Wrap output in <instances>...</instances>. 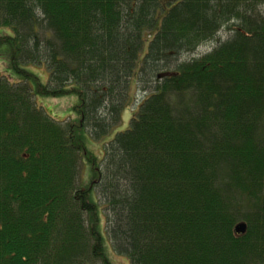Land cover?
I'll return each instance as SVG.
<instances>
[{
    "label": "trees",
    "instance_id": "obj_1",
    "mask_svg": "<svg viewBox=\"0 0 264 264\" xmlns=\"http://www.w3.org/2000/svg\"><path fill=\"white\" fill-rule=\"evenodd\" d=\"M261 6L0 0V28L11 31L0 58L6 48L16 76L0 72V264H109L99 210L81 189L85 160L112 214L106 234L132 264H264ZM231 22L230 40L183 61ZM160 63L171 74L97 160L87 140L118 128L134 73L149 78ZM31 65L48 71L45 84ZM148 78L135 83L145 90ZM70 95L78 103L62 120L37 102Z\"/></svg>",
    "mask_w": 264,
    "mask_h": 264
},
{
    "label": "rangeland",
    "instance_id": "obj_2",
    "mask_svg": "<svg viewBox=\"0 0 264 264\" xmlns=\"http://www.w3.org/2000/svg\"><path fill=\"white\" fill-rule=\"evenodd\" d=\"M262 7V6H261ZM260 12L264 13V6L261 8ZM236 27V23L234 24L231 22L229 25H227L224 29H222L218 36L216 37L217 40L214 42H210L201 48H199L195 53L187 54L183 56V61L192 60L195 58H200L206 53H209L212 51V49L215 47L214 45L219 41H226L230 38L232 34V29ZM11 31L9 29L0 28V36L2 35H8L10 36ZM6 48H2L1 51L3 53V58H0V72H4L7 77H16L10 71L9 69V59H8V52L6 51ZM3 59V60H2ZM26 69V68H25ZM26 70L31 72L32 74L36 75L41 83L45 84L48 78V71L44 67H35V65L29 66ZM143 90V86H137L135 83V80L133 79L130 86V98L127 106L131 104L133 101V96L136 94L137 100L140 101L143 96L145 97L147 92L141 93ZM135 97V98H136ZM37 102L42 105V107L46 110V112L52 117L57 120H62L66 117H71L73 114V107L78 103V99L74 95L65 96L62 98H37ZM137 103L134 102L131 105L132 112H129L128 110H124L122 114V122L118 126L116 130H114L111 133V137H113L116 133L124 131L127 129L129 125L130 114H133V111L137 108ZM86 148L89 153H91L97 160H100L104 154V151L106 149L105 145H102V143L97 139H88L86 142ZM91 165L88 161H84V163L81 164L80 167V182L83 186H88L91 178ZM91 201L94 203V198L91 197ZM107 221L105 219L104 215H100L99 221H98V231L100 233L101 239H102V245L104 250V255L106 259L108 260L109 264H132V261L130 260V257L124 254H118L114 251L111 242L106 234L107 230Z\"/></svg>",
    "mask_w": 264,
    "mask_h": 264
},
{
    "label": "bare ground",
    "instance_id": "obj_3",
    "mask_svg": "<svg viewBox=\"0 0 264 264\" xmlns=\"http://www.w3.org/2000/svg\"><path fill=\"white\" fill-rule=\"evenodd\" d=\"M168 11V8H166L165 10H164V12H167ZM236 22H234V24H235ZM161 26V23H158V27H160ZM236 26H237V23H236ZM225 28V27H224ZM224 28H222V29H224ZM222 29H220V31L222 30ZM219 31V32H220ZM219 32L216 34V36L214 37V38H212L210 41H204V42H202V43H200L199 45H197V47H196V49L193 51V53H195L199 48H201L202 46H204V45H206V44H208V43H210V42H214L215 40H217V36H218V34H219ZM233 37V35L231 34V36H230V38L229 39H227L226 41H228V40H230L231 38ZM225 41H219L218 43H217V41H216V44L214 45L215 47L212 49V50H214L218 45H220V44H222V43H224ZM148 43H146L143 47H144V49H143V51H142V56L143 55H145L146 53H147V51H148V45H147ZM211 52V51H210ZM209 52V53H210ZM207 54V53H206ZM143 58V57H142ZM196 59V58H195ZM139 69V67L137 68V70ZM172 69H173V67L172 66H163L161 63L159 64V66H158V69L156 70V73H154V76L152 75H150L149 76V78H148V75L147 74H145V73H139V72H135L134 73V80H136V79H138V77H141V79L142 78H148V83L145 85V90H142L141 91V93L143 94V93H145V92H147V94H146V96L149 94V93H151L152 91H154V89L155 88H158L159 87V85H161L162 84V82L166 79V78H168L169 77V75L171 74V72H172ZM149 84V85H148ZM144 91V92H143ZM129 93H130V90H129ZM145 96V97H146ZM134 97V99H135V102L137 103L136 105V109L133 111V114H130V118H133L134 116V113H135V115L137 114V110H138V108H139V105L144 101V99H145V97L143 96V98L140 100V101H136L137 100V97H136V94L133 96ZM136 97V98H135ZM124 110H128L129 112H132V110H131V107H129V106H126L125 107V109H123L122 110V114H123V111ZM48 114V113H47ZM49 115V114H48ZM122 116V115H121ZM66 119V118H65ZM131 120V119H130ZM130 120H129V123H130ZM121 122H122V117H121ZM129 126V125H128ZM98 137H100L99 135H98ZM97 137V138H98ZM114 137V136H113ZM113 137H111V133L110 134H108L107 136H105V137H100V138H98V140L102 143V145H107V143H109V141H111L112 139H113ZM82 164V163H81ZM80 167H81V165H80ZM104 170V168H102L100 171L101 172H99V173H101V175H102V177L103 176H105V177H111V172L110 171H103ZM92 174L93 173H91V178H90V182H89V185L88 186H82L81 187V189H82V191H88V193H89V196H90V198L91 197H93L94 198V203H95V205H96V207L98 208V214H99V217H100V215H104L105 216V219H106V221H107V218L108 217H111L112 216V214H111V211H110V209L109 208H106L105 207V204H104V202L101 200V197L99 196V190H98V188L97 187H94L95 186V184H96V182H97V179H93L92 178ZM80 178V177H79ZM101 180H102V178H101ZM103 185H104V182L102 183ZM98 194V195H97ZM79 206H77L76 208H75V210H79V208H81V206L78 208ZM241 223H245V222H241ZM246 224V223H245ZM131 225H134L133 223H129V227L130 228H133V226H131ZM247 225V224H246ZM236 227V226H235ZM107 228H108V226H107ZM107 231V230H106ZM105 231V232H106ZM234 231H235V228H234ZM111 245H112V243H111ZM112 247H113V245H112ZM114 249V248H113ZM115 251V250H114Z\"/></svg>",
    "mask_w": 264,
    "mask_h": 264
},
{
    "label": "water",
    "instance_id": "obj_4",
    "mask_svg": "<svg viewBox=\"0 0 264 264\" xmlns=\"http://www.w3.org/2000/svg\"><path fill=\"white\" fill-rule=\"evenodd\" d=\"M247 231V225L245 223H238L235 227V233L237 235H244Z\"/></svg>",
    "mask_w": 264,
    "mask_h": 264
}]
</instances>
